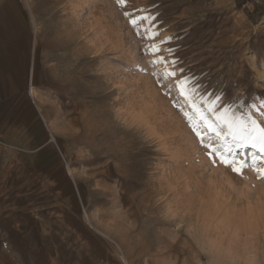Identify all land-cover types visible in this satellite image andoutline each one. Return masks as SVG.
I'll return each instance as SVG.
<instances>
[{
	"label": "rangeland",
	"instance_id": "374dc122",
	"mask_svg": "<svg viewBox=\"0 0 264 264\" xmlns=\"http://www.w3.org/2000/svg\"><path fill=\"white\" fill-rule=\"evenodd\" d=\"M5 2L47 140L0 138V264H264V178L211 162L137 34L247 111L264 103V0ZM125 11L148 19L134 29Z\"/></svg>",
	"mask_w": 264,
	"mask_h": 264
},
{
	"label": "snow or ice",
	"instance_id": "6c2138e0",
	"mask_svg": "<svg viewBox=\"0 0 264 264\" xmlns=\"http://www.w3.org/2000/svg\"><path fill=\"white\" fill-rule=\"evenodd\" d=\"M116 3L124 7L127 0H116ZM123 15L135 28L139 25L137 21H143L148 17L132 16L125 11ZM146 37L144 50L150 54L149 64L159 65L161 80H172L168 85V91L173 88L178 97L182 98L183 104H179V110L188 122L191 131L205 147L206 155L213 164L220 163L230 168L232 173L242 176L245 169L251 167L257 174V178H264V167L258 166L257 162L264 163V103L246 105L247 111L233 110L231 103H223L219 95L213 94L208 97L200 93L199 86L193 85L190 79L183 74V70L173 68L175 59L169 61L166 56L161 55L160 45L155 37L157 33L151 29H145L144 33H137ZM171 55L170 49H164ZM156 75V73H153ZM185 105L187 107H185ZM176 106V105H174ZM195 117V119L193 118ZM205 137H208L207 141ZM254 149L251 156V164L243 159V150Z\"/></svg>",
	"mask_w": 264,
	"mask_h": 264
},
{
	"label": "crops",
	"instance_id": "0c3cea01",
	"mask_svg": "<svg viewBox=\"0 0 264 264\" xmlns=\"http://www.w3.org/2000/svg\"><path fill=\"white\" fill-rule=\"evenodd\" d=\"M5 3L0 0V17L9 9ZM244 3H252L256 9L260 0H244ZM22 18L15 19L13 34L7 29L9 22L0 24V138L16 150L32 152L46 143L47 134L28 90L33 68L27 63L29 49L23 51L26 48L23 40L16 35L23 25Z\"/></svg>",
	"mask_w": 264,
	"mask_h": 264
},
{
	"label": "bare ground",
	"instance_id": "6f19581e",
	"mask_svg": "<svg viewBox=\"0 0 264 264\" xmlns=\"http://www.w3.org/2000/svg\"><path fill=\"white\" fill-rule=\"evenodd\" d=\"M33 3H34V2H33ZM34 4H35V3H34ZM50 4H51V3H50ZM4 5H5V4H4ZM29 5H30V4H29ZM30 6H31V5H30ZM5 7H6V6H5ZM2 14H3V13H2ZM36 26H37V25H36ZM36 26H35V27H36ZM4 28H5V27H4ZM70 28H71V27H70ZM70 28H69V29H70ZM35 29H36V28H35ZM36 31H38V29H37ZM28 41H29V40H28ZM25 42H26V41H25ZM29 42H30V41H29ZM124 61H125V62L127 61L126 56H125V58H124ZM121 67H122V65L119 64V63L116 65V68H121ZM69 72H70V71H69ZM80 80H81V79H80ZM68 81H69V80H68ZM70 82H71V81H70ZM70 90H71V89H70ZM32 93H33V92H32ZM32 93H31V95H32ZM85 100H86V99H85ZM85 100H84V101H85ZM46 126H49V125H46ZM49 127H50V126H49ZM55 128H56V126H55L53 129H55ZM57 128H58V127H57ZM57 128H56V129H57ZM87 130H88V129H87ZM88 132H89V131H88ZM62 134H63V133H62ZM107 134H108V133H107ZM58 135H60V134H58ZM88 139H89V138H88ZM88 143H89V142H88ZM90 143H91V142H90ZM90 143H89V144H90ZM89 144H88V145H89ZM89 146H90V145H89ZM115 150H116V149H115ZM58 193H59V192H58ZM102 233H103V232H102Z\"/></svg>",
	"mask_w": 264,
	"mask_h": 264
}]
</instances>
